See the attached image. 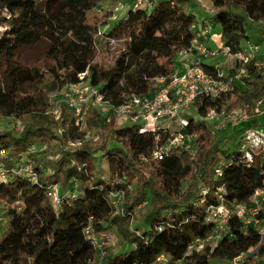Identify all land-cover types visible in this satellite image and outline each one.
I'll list each match as a JSON object with an SVG mask.
<instances>
[{
	"label": "trees",
	"instance_id": "16d2710c",
	"mask_svg": "<svg viewBox=\"0 0 264 264\" xmlns=\"http://www.w3.org/2000/svg\"><path fill=\"white\" fill-rule=\"evenodd\" d=\"M104 1L0 0V121L24 120L17 130L0 128V170L5 175L0 178V215L5 217L0 264H247L264 257L257 227L234 214L214 246L186 254L191 241L214 230L206 210L219 203L218 186L226 197L247 202L264 179L258 160L249 167L238 147L233 152L226 148L229 134L240 136L254 121L214 129L189 118L185 132L197 133L193 152L174 148L157 160L152 153L167 134L156 141L155 133H141L135 124L118 125L110 107L89 110L84 121L88 138L66 104L60 103L58 116L52 115L51 93L85 71L106 106L127 95L151 96L157 89L153 79L166 75L159 56L174 59L197 32L193 0H158L148 10L115 16L96 11ZM209 2L210 20L219 25L221 44L230 54L248 39L246 20L264 24V0ZM112 43L120 44L115 55ZM38 52L41 59L34 57ZM202 60L193 62L206 73L220 69ZM262 60L259 54L245 65L246 74L230 93L197 99V112L227 107L234 97L251 117L264 115V68L256 65ZM234 66L221 70L233 75ZM52 151L58 153L54 160L43 158ZM97 155L111 165L107 181L94 173ZM28 164L29 175L14 173ZM217 166L220 180L213 177ZM54 185L57 206L49 194ZM118 192L121 198L114 204L112 196ZM114 208L122 220L130 217L139 226L132 224L121 233L117 247L108 243L97 248L94 241L109 242L116 226ZM118 249L122 251L115 253ZM158 256L165 261L157 262Z\"/></svg>",
	"mask_w": 264,
	"mask_h": 264
},
{
	"label": "built area",
	"instance_id": "2783aa9c",
	"mask_svg": "<svg viewBox=\"0 0 264 264\" xmlns=\"http://www.w3.org/2000/svg\"><path fill=\"white\" fill-rule=\"evenodd\" d=\"M154 2V0H131L129 2L125 0H105L96 11L109 12L115 16L122 14L123 11L148 10ZM207 12L212 14L213 8L211 5L207 7ZM97 34H100V31ZM207 34L208 27L204 26L196 32L189 47L179 51L174 59L159 56L157 62L164 67L166 75L153 79V87L157 89L151 96L127 95L123 96L117 104L106 106L98 87L89 83L87 71L76 74V80L63 89L67 97L65 103L72 109L75 122L83 125L89 110L110 107L116 121L117 119L122 121L120 125L135 124L141 133L146 131L155 133L156 141L159 140L160 134H167L165 141L155 147L152 153L153 159H162L165 154L174 148H181L188 153H192V142L196 139L197 133H186L185 129L191 120L189 118L195 119L196 117L187 115L188 110L195 106L197 99L213 100L230 93L233 84L240 80V76L246 74L245 65L260 54L259 45L248 42L244 47L241 46L237 53L230 54L228 48L222 46L219 35L213 34L209 37L216 43L217 52L207 46ZM218 53L234 58L235 72L233 75L226 74L219 69H216L214 74H209L198 63L193 62L195 59L213 58ZM256 65L259 69L264 68V60L258 61ZM185 115L188 117H185ZM200 115H202V118L196 119L209 123L212 121L219 122L217 123V129L254 121L251 125L243 128L239 136L238 150L249 167L253 165L255 160L264 165V122L258 121V118L264 115L258 114L251 117L243 106L233 107L231 105L227 109L225 104H221L219 107L206 108L203 114H199V117ZM168 121H175L178 128L171 130V128L163 126ZM30 172V164L20 165L14 171L15 174L22 173L26 175H29ZM262 174H264V170H262ZM4 176V173L0 170V178L2 179ZM213 177L216 180L222 178V170L219 166L214 168ZM49 194L52 203L57 206L59 203L57 186L54 185ZM215 196L219 203L209 205L206 210V221L215 224L214 230L203 238H196L191 241L186 247V254L191 251L199 252L206 246H214L225 233L228 218L231 214L240 218L247 226H256L258 233L264 240V179H262L260 185L253 189L247 202L226 197L221 185L216 188ZM120 198L121 192L114 194L112 196L113 203L116 204ZM142 205L143 203L139 206ZM2 218L3 216L0 215V221H2ZM94 245L97 248H105L108 242L105 240L94 241ZM156 261L164 262L165 258L158 256Z\"/></svg>",
	"mask_w": 264,
	"mask_h": 264
},
{
	"label": "rangeland",
	"instance_id": "374dc122",
	"mask_svg": "<svg viewBox=\"0 0 264 264\" xmlns=\"http://www.w3.org/2000/svg\"><path fill=\"white\" fill-rule=\"evenodd\" d=\"M156 1H158V0H156ZM199 2L202 5L207 6V7H209L211 5L209 0H199ZM124 12L125 11H123L121 13H124ZM200 19H201V17L199 15H197V20H200ZM245 23H246L245 29H246V34H247L248 39L243 41L241 43V46L244 47L246 45V42L251 43V44H258L260 47L259 53L264 55V24H262L260 22L259 23L252 22L249 20H246ZM0 27H1L0 28V33H1L2 30L4 29V25L0 26ZM219 30H220L219 25L214 23V22H211V24L209 25L208 33H209V35L218 34ZM110 45H111L110 51L112 54L115 55L117 53L119 47H120V44H118V43L113 44L112 43ZM214 45L215 44H210L211 49L218 52L216 45L215 46ZM34 57H37L38 59L42 58V56L39 52L36 53V55ZM33 59H36V58H33ZM234 62H235V60L232 56L223 55L221 53H218V55H216L213 58L211 57V58L204 59L203 63H205L206 65L207 64L208 65L215 64L217 67H219L221 69V67H223V65H225L226 63L228 65H232ZM50 97L52 99V103L54 104V107L52 108L51 113H52V115H54L56 117V116H58V105L60 103L66 104L65 101H66L67 97H66V94L64 93V90H60L58 92H53V93H51ZM229 105L230 106L233 105V107H235V106H240L241 104L238 103L237 101H235L234 97H232ZM230 106H227V109ZM197 108L192 106L186 114L190 115L192 117L202 118V115H200V117H199V113L197 112ZM187 115H185V117H188ZM20 121L19 120L17 121L13 118L1 120L0 121V128L4 129V130H10L11 128H13L15 126L21 127V124L22 125L24 124V120H20ZM258 121L264 122V116L258 118ZM121 123H122V121H120V120L118 121V119H117V124L120 125ZM217 123H219V122H217V121H212L210 123L206 122L207 125L212 126L211 128H214V129H217ZM163 126H165L167 128H171V130H175L178 128L177 123L175 121L165 122L163 124ZM16 128L17 127H15V130H16ZM82 129L85 131V137L84 138H88L90 136V132L88 129H86L84 124L82 125ZM238 143H239V136L236 134L235 135L229 134L228 135V143H227L226 148L228 149L229 152H233L238 147ZM57 155H58V153L56 151L55 152H53V151L47 152V153L45 152L43 158H45L47 160H54L57 157ZM111 169H112L111 165L105 156L97 155L95 157V159H94V171L95 172L94 173L96 174L97 178H99L100 180H103V181L109 180ZM114 214H116V215L118 214L119 218L116 219V221H115L116 226H114L112 228L111 233L108 235L107 238H108L109 244H115V247H117V242L121 238L120 234L121 233L123 234V232H127L130 229V227L132 226V224H134L135 226H139V224L136 223V221L135 222L130 221V218L128 219V221L122 220L121 218H123V217H121V215L119 214V211L116 210V208H114ZM4 222H5V217L3 216L2 221H0V236H1V233L3 232ZM105 247H109V245H106ZM127 249H128V246L124 245L123 250H127ZM120 251H122V249L115 250L114 252L117 253ZM258 258L259 257L257 256L255 258L256 260L253 259V261H249V263H247V264H255V262L260 263L261 260H257ZM262 258H264V257H262ZM262 258H259V259H262ZM239 260L241 261L242 259H239ZM233 262H235V261H233ZM214 263L215 262H213V263L211 262V264H214ZM217 264H233V263L223 261V262H217Z\"/></svg>",
	"mask_w": 264,
	"mask_h": 264
},
{
	"label": "crops",
	"instance_id": "0c3cea01",
	"mask_svg": "<svg viewBox=\"0 0 264 264\" xmlns=\"http://www.w3.org/2000/svg\"><path fill=\"white\" fill-rule=\"evenodd\" d=\"M126 2H129V1H131V0H125ZM154 1H156V0H154ZM194 1V5H192V7H191V12L195 15V18H196V20H197V15H199L200 17H201V19L200 20H197V24L195 25V28L194 29H196L197 31H200L201 30V28H203L204 26H207L208 27V30H209V26L208 25H210L211 24V20H210V14L207 12V6H204V5H202L200 2H199V0H193ZM216 35H218V34H216ZM210 35H209V33L207 34V46L211 49V46H210V44H215L216 45V43L214 42V40H212L210 37H209ZM214 45V46H215ZM202 60V59H201ZM203 61V60H202ZM227 64V63H226ZM225 64V65H226ZM213 65H215V64H213ZM225 65H223V66H225ZM216 66V65H215ZM221 70V69H220ZM260 258V257H259ZM257 259V260H261V259ZM256 260V259H255ZM262 260H264V259H262ZM261 260V262L259 263V262H257L258 264H264V261H262ZM256 263V262H255Z\"/></svg>",
	"mask_w": 264,
	"mask_h": 264
}]
</instances>
